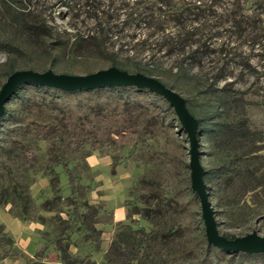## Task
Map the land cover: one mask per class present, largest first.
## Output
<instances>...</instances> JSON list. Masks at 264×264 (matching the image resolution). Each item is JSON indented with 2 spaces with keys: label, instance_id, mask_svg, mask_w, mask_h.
<instances>
[{
  "label": "rangeland",
  "instance_id": "1",
  "mask_svg": "<svg viewBox=\"0 0 264 264\" xmlns=\"http://www.w3.org/2000/svg\"><path fill=\"white\" fill-rule=\"evenodd\" d=\"M92 1L102 13L90 7L70 12L60 0L28 4L51 27L37 38L41 51L58 54L53 48L69 34L103 31V53L56 63L29 50L18 58L20 68L86 75L113 66L115 55L132 58L131 73L135 62L147 66L152 71L146 75L179 92L200 116L229 95L235 101L226 116L229 135L199 136L205 170L228 169L206 182L207 191L222 235L264 236V0ZM166 4L175 14L161 25L153 7ZM182 43L187 52L204 46L197 78L184 75ZM8 57L0 52V89ZM19 91L0 123V264H64L61 248L82 263L107 264L120 233L143 240L134 251L145 264H199L206 253L209 264H264V256L208 248L201 201L191 185L188 133L167 100L155 101L141 89L69 92L26 84ZM59 157L79 178L76 216ZM95 179L96 204L89 195ZM124 206L127 218L111 223L112 208Z\"/></svg>",
  "mask_w": 264,
  "mask_h": 264
},
{
  "label": "trees",
  "instance_id": "2",
  "mask_svg": "<svg viewBox=\"0 0 264 264\" xmlns=\"http://www.w3.org/2000/svg\"><path fill=\"white\" fill-rule=\"evenodd\" d=\"M29 1L30 0H0V52H5L9 55L7 70L5 71V75L7 77L10 74L14 73L15 71L21 69L20 64L18 62V58L23 56L26 53V51L29 50L30 52H32V54L35 53L44 57L50 56L51 59L56 63H60L62 60L64 61L66 56H68L69 60L73 61L76 60L77 58L85 59L91 57V55L94 53L95 55L99 56V54L105 51V44L103 42V35H104L103 31H96L94 33L91 32L82 33L77 31L76 33L69 34L67 43L61 44V42L60 43L57 42L56 48H53L54 50L58 51V54H52V52H50L48 49L41 51L42 49L40 50V47H37L38 39L44 37L42 33L45 34L50 33L49 28L51 29V27L49 24H47L46 19L43 20V23L37 20L38 16L43 17V15L42 13H38L36 15L35 10L32 9L28 4ZM90 2L93 1L92 0H60L61 5L63 7L68 8L70 12H75V10H81L83 8L87 9V7L88 8L90 7L92 11H96L97 13L103 12L100 11L99 6L97 7L95 6L94 3H90ZM136 4L137 5L141 4V2ZM143 4L145 5L146 2ZM152 4H154V2ZM108 7L110 11L114 10L112 3L108 5ZM170 7L171 6H169V4H166L165 9H163L162 6L159 8L153 7L154 13L156 14V17H154L153 19H156L157 22L161 25L164 24V22L167 21V16H169L170 14H175V10L167 9ZM54 32L56 33V35H58V37L59 35H61L60 32L57 31V29H55ZM181 35L182 33H178L176 37H181ZM176 44H179V42H177ZM182 47H183V53H187L186 55L187 58L185 59V62H187L188 65L186 69H184L185 77L188 78L199 77V75L193 71L196 67H199L198 59L201 56L200 55L201 50H203L204 52V46L202 47L201 44H199L197 48L195 49L192 48L189 52L186 51L183 43H182ZM113 56H114L112 57L113 66L119 69L127 70V67L132 64V58L126 57V59L124 60L122 59L119 60L118 58L115 57V55ZM135 65L137 69L135 72H142L146 74L145 72L148 73L149 71H152L151 69H148L147 66L143 65L140 62H135ZM231 75L232 73L221 74V76L215 77V80L212 81L211 86L216 87L221 81V79H226L228 76ZM103 90L105 91L113 90L119 93H121L122 91H126V93H131L132 91L139 89L137 87L106 86V88H104ZM213 90H218V89L213 88ZM142 91L147 92L148 96L153 98L155 101H160L167 104L166 100L163 99L161 96L148 90H142ZM234 102L235 101L233 100V98L229 97V95L223 94L222 96L219 97L218 103L213 107L214 110L211 113H208L204 116H200V114L196 112L195 108L192 107V105H190V103L187 101L190 112L197 117L199 122L198 137L203 134V136H206L208 139H214V138L216 139L218 137H222L223 135H229L230 126H228L226 122L227 121L226 116H230L229 105H231ZM8 115H10V112L6 110V113L2 117L1 122ZM59 160L61 161L60 164L63 166L65 173L66 175H68L69 178V185L71 190V196H70L71 204L74 207L73 213L76 216L79 215V204L77 201V195L79 194L78 193L79 191L77 189L79 178L70 169L67 161L66 162L62 161L60 157ZM227 170L228 169L226 168V166L210 169L209 171L207 170L205 176V182L207 181L210 182L215 178L221 177L222 175H224V173ZM142 232L145 233L144 230ZM224 236L226 238L228 237L231 239L236 238L235 236H231L229 234ZM142 241L138 242L136 241V238L128 237V235L127 234L125 235V233H120L118 237L112 241L111 249L107 255V260H108L107 264H124L123 259L127 260V264H133V262L135 261H138V264H145L144 262L145 259H143V254L140 257V253L134 251V248L137 249L138 251L141 250L143 245ZM213 247H210L208 244V248H213ZM128 249H132V251L130 253H127L126 251ZM60 250L62 252L61 260L62 262H64V264H88L85 262L82 263L75 257L71 256V254L66 248H61ZM207 252H209V250ZM238 254L240 255L241 258L256 259L257 257L264 256V253L247 254L242 252ZM41 257H42L41 253L37 254L38 260ZM210 261H211L210 256H208V253H206L204 255V259L199 264H209ZM152 263L157 264L156 261ZM90 264H95V263H90Z\"/></svg>",
  "mask_w": 264,
  "mask_h": 264
},
{
  "label": "water",
  "instance_id": "3",
  "mask_svg": "<svg viewBox=\"0 0 264 264\" xmlns=\"http://www.w3.org/2000/svg\"><path fill=\"white\" fill-rule=\"evenodd\" d=\"M32 84L69 92L78 90L104 89L106 86L137 87L141 90L151 91L167 100L177 114L183 128L188 133L190 142L189 155L191 185L201 201V208L206 228L207 242L210 247L224 251L256 254L264 253V236L257 231L234 239L226 238L220 233L212 202L209 199L205 176L207 170L201 163L200 142L198 137L199 122L187 104V100L159 79L148 76L142 72L131 73L115 66L91 72L90 74L56 73L52 68L41 72L32 69H19L10 74L0 89V122L7 110V103L16 95L21 86Z\"/></svg>",
  "mask_w": 264,
  "mask_h": 264
},
{
  "label": "crops",
  "instance_id": "4",
  "mask_svg": "<svg viewBox=\"0 0 264 264\" xmlns=\"http://www.w3.org/2000/svg\"><path fill=\"white\" fill-rule=\"evenodd\" d=\"M96 161L97 160H96V158L94 156V160H92V162H91V167L93 165H95ZM89 189H90V192H91V193H89V195H91V197L93 198V203L96 204L97 198H98V201L101 200V199H99L100 194H99V189L97 187L96 179L94 180V183L92 184L91 188H89ZM105 198H107V196H105ZM126 214H127L126 206H124V209H119V210H116V209L112 208L111 214H110V216L112 217L111 218L112 219L111 223L115 224V223L123 222L124 221L123 219H125V217L127 218ZM111 223H109V224H111Z\"/></svg>",
  "mask_w": 264,
  "mask_h": 264
}]
</instances>
